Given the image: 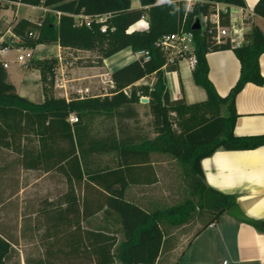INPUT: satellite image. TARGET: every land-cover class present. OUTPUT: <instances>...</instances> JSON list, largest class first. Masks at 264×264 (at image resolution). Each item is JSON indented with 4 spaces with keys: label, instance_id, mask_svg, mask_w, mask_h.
<instances>
[{
    "label": "trees",
    "instance_id": "trees-1",
    "mask_svg": "<svg viewBox=\"0 0 264 264\" xmlns=\"http://www.w3.org/2000/svg\"><path fill=\"white\" fill-rule=\"evenodd\" d=\"M214 1L245 7V0H207L186 13L182 0H174L171 5L140 0L137 7L132 6V0H0L13 8L14 3H23L53 11L36 20L23 17L11 21L17 48L58 45L98 51L102 59L127 48L150 54L149 60L136 58L113 70L114 88L110 94L70 99L56 97L52 92L58 58H38L33 65L41 73L45 92L42 102L18 94L0 62V146L19 154V164L25 169L55 170L66 178L69 191L64 208L53 217V235L57 239L65 235L57 251L69 259V264H84L83 260L91 264H157L169 227L185 224L195 208L203 226H207L237 204L233 196L225 195L228 205L217 203L212 209H205L203 193L210 187L205 182L201 161L218 149L249 150L264 145V133L234 132L237 94L248 82H264L259 65V57L264 53V20L260 18L264 17V0L256 6L252 28L245 33L240 46L230 40L218 44L205 32H195L196 64L192 74L194 83L206 92L204 101L189 104L184 99H170L165 75L179 67L163 68L166 60L156 44L166 34L190 30L193 20L209 13ZM80 14H109L103 22L108 26L106 32L101 31L102 22L77 25L75 15ZM143 16L148 27L128 32ZM224 49L235 52L240 75L229 94L220 96L209 79L206 55ZM150 76L155 78L152 85L138 84ZM128 86L130 96L123 92ZM141 96H147L148 103H140ZM138 105L149 108L154 136L132 132L131 123L139 117ZM72 114L77 117L74 123L69 121ZM99 117L108 123L102 132L94 127ZM23 139L31 144L23 145ZM151 153L169 154L181 163L192 177L193 193L202 199L198 206L185 199L147 208L125 197L130 184L152 183L144 173ZM108 154L117 156L116 166L101 164L100 159ZM82 186L85 193L79 197L76 189ZM100 212L117 215L121 237L83 226L85 220ZM11 251L10 238L0 232V264H8Z\"/></svg>",
    "mask_w": 264,
    "mask_h": 264
},
{
    "label": "crops",
    "instance_id": "crops-1",
    "mask_svg": "<svg viewBox=\"0 0 264 264\" xmlns=\"http://www.w3.org/2000/svg\"><path fill=\"white\" fill-rule=\"evenodd\" d=\"M259 1L245 0L243 11L240 8L234 10V15L239 22L243 17L250 16L249 20L245 21L247 32L252 28V19ZM14 5V14L8 22V26L2 30L0 29V32H4V34H0V38H13L12 43H14V47L8 53L0 55V62L7 63L8 81L15 86L18 94L27 97L31 101L42 102L45 97V92L41 81V73L33 65V62L38 58L51 57L49 54L53 53V48L57 49L56 56L61 50H65L66 48L58 45H38L34 49L22 47V50L32 52L31 59L25 63L19 59L10 61L8 55L13 50H18L15 47L18 40L12 37L10 23L14 19L18 20L23 18L18 15L19 6L27 4L14 3ZM9 6V4L0 2L1 25L4 24L5 16L1 12L8 10ZM137 6L139 5L137 4ZM32 7L41 9L43 11L42 15L47 10L44 7ZM260 18L264 20V17L260 16ZM122 51L107 59H103L104 66L102 68L106 69L107 66L111 65L110 73H112L113 70L137 58L135 55L133 58L126 57L124 61H121L119 56ZM124 51H127L129 54L135 53L129 48ZM46 52H48L47 55H45ZM206 58L209 65L210 81L220 96L228 95L240 75V61L238 57L232 49H224L208 52ZM15 62L18 64H15ZM259 65L264 77V53L259 57ZM192 72L193 68L188 61L181 62L177 71L166 72L165 76L170 99H184L189 104L206 100V92L194 83ZM83 73L88 78L90 77L89 79H95L88 71ZM16 75L19 78L20 92L18 91V85L13 80ZM66 80L67 96L70 99L69 89L77 86L71 82L72 79ZM84 87L88 86L80 85L75 89ZM52 92L53 94L55 92L59 93L58 96L54 94L56 97H65L64 90L57 87L55 89L53 88ZM235 108L238 116L235 122L234 132L237 135L263 134L264 82L262 84L253 82L246 83L236 96ZM140 117L139 112L137 121ZM28 143L30 144L31 141L22 140L23 145ZM32 143L35 144V140ZM18 156L20 157L19 154ZM117 159V156L114 155V166L117 165ZM166 163L167 160L164 158V154L151 153L150 162L144 167V173H146L149 180H152V183L130 184L126 190L125 197L128 200L142 205L139 203L140 200H154L156 196L162 199L164 195L167 196L169 191L164 190L162 187L159 188L162 183L160 167L163 168L164 165H167ZM201 167L205 182L210 188L224 195L233 196L236 199V203L248 216L264 221V145L249 150L218 149L212 155L201 161ZM43 172L46 174L57 173L55 170ZM157 189L161 191L159 195H157L158 193L156 194ZM82 191L85 193L83 186ZM227 212L221 214L218 221L207 226L201 225L202 220L200 218L195 226L187 227V225H184L180 228L181 231L172 233L167 231L163 250L157 260V264H224V262L226 264H264V230L252 224L234 219ZM104 217L107 222H110L113 218L119 224L116 214L112 216L104 214ZM196 226L200 227L197 231H194ZM84 227L86 228V226ZM190 230H193V233L187 239L186 243L183 244L184 237Z\"/></svg>",
    "mask_w": 264,
    "mask_h": 264
},
{
    "label": "rangeland",
    "instance_id": "rangeland-1",
    "mask_svg": "<svg viewBox=\"0 0 264 264\" xmlns=\"http://www.w3.org/2000/svg\"><path fill=\"white\" fill-rule=\"evenodd\" d=\"M137 1L132 0V5L137 6ZM47 9V8H46ZM42 10L29 5H20L18 15L30 19H36L42 15ZM53 12L47 9L44 14ZM4 14V24L0 29H4L8 26V22L11 20L14 14V8L10 5L8 10L2 11ZM4 34V32H0ZM12 38L6 37L5 42L9 45L12 43ZM22 48V47H21ZM45 48V47H44ZM48 49V47H47ZM125 50V49H124ZM122 51L119 58L124 61L126 57L133 58L134 54H129L127 51ZM27 50H13L9 55L10 61H16L19 56L24 55ZM53 57L57 54V49H52ZM46 52L45 55H47ZM64 72L66 73V79H72V83L77 87L80 85L88 86L91 88L89 96H105L106 93L110 94L111 90V65L104 66L103 59L100 57L98 51L65 49L60 52ZM185 60L182 61L184 63ZM15 64H18L15 62ZM57 68H60V61H58ZM89 72L95 79H89L85 73ZM56 73V72H55ZM60 73V72H59ZM55 76V74H54ZM18 85V91H21L19 85V78H13ZM155 82V78L150 76L138 84L152 85ZM71 84V83H68ZM55 77L53 87L55 89ZM75 87V88H77ZM74 87L70 88L69 97H75L76 90ZM58 91V90H57ZM56 96L58 92L54 93ZM147 96H145L146 98ZM147 99H149L147 97ZM142 103V100H140ZM144 103H148L144 102ZM140 118L138 121H132V132H138L140 134H147L154 136L152 127V115L148 107L139 105ZM108 125L103 118H97L94 122V127L99 132L104 131V128ZM32 140V139H31ZM34 140H32L33 142ZM31 144V143H30ZM164 158L167 160V165L163 168L160 166V174L162 183L159 188L169 191V194L162 199L156 196L154 200H138L143 206L147 208L162 207L172 204H177L185 199H191L195 205H199L202 202L200 195L194 192L193 180L190 175L185 171V168L181 163L174 159L169 154H164ZM19 156L11 149L0 146V232L6 237L10 238L12 242V251L7 259L8 264H69V259H66L63 254L58 253L57 249L60 245H63L62 237L53 235L54 225L53 217L57 210L64 208L66 202V194L69 191V185L66 178L60 173H48L46 174L40 170H28L23 168L19 164ZM101 164H110L114 166V155H104L101 159ZM161 191L157 189L156 194L159 195ZM76 194L79 197L83 196L82 188L77 187ZM195 208L190 215L187 222L178 227H167L169 233L181 231L182 226L187 225L195 226L199 222V214ZM51 218V219H50ZM86 228L92 229H104L106 231L119 234L120 224L115 219H111L107 222L104 217V213L100 212L91 219L83 222ZM203 225V222L202 224ZM186 227V228H187ZM200 226H196L194 231H197ZM61 230V229H60ZM67 232V230H66ZM65 233V232H64ZM193 230L184 237L183 244L192 235ZM67 249V247H64ZM81 263V262H80ZM84 264H91L87 260H83Z\"/></svg>",
    "mask_w": 264,
    "mask_h": 264
},
{
    "label": "built area",
    "instance_id": "built-area-1",
    "mask_svg": "<svg viewBox=\"0 0 264 264\" xmlns=\"http://www.w3.org/2000/svg\"><path fill=\"white\" fill-rule=\"evenodd\" d=\"M138 5H140V0H136ZM186 3V13L193 12L195 6L201 2H207V0H193L191 8L189 9L187 7V0H182ZM156 3H158V0H156ZM240 8L241 11H243V7L235 6L232 4H229L224 1H214L212 2L211 11L209 13H202L198 17H196L193 22L198 18L200 20L201 28L199 31H193V30H179L173 33L166 34L162 36L157 41V46L162 51L164 57H165V64L163 68H166L170 65H180V63L185 60L188 61L190 66L194 68L196 64V55H195V43H196V35L195 32H205L207 35H209L214 42L220 44L227 40H230L235 46H240L245 41V33L247 32L245 21L249 20L250 16H247L246 18L240 19V22L237 20L236 16L234 15V10ZM59 15L60 12H57ZM109 14H98V15H75L76 18V24L77 25H87L90 26L93 21L96 22H105V20L108 18ZM243 16V12H242ZM226 20V23L224 21ZM142 23V24H138ZM137 25L136 28L133 30H130L132 26ZM129 29L128 32H132L134 30L138 29H146L148 27V23L146 21V17L143 16L141 20L133 24ZM108 26L106 23H103L101 25V31L106 32ZM5 42V39L3 37L0 38V55L8 53L12 46L9 44H3ZM23 48H18L19 50H22ZM137 58H143V60H149L150 54L146 50L138 51L135 53ZM32 57V52L28 51L24 55L19 56V60L23 63L27 62ZM58 58V61H60V68H56L55 70V86L59 89L64 90L65 98L68 99L67 96V84H66V73L63 70V67L61 66L62 58L60 53L56 56ZM4 68L7 67V63H2ZM60 72V73H59ZM142 81V80H141ZM111 87L114 88V83L112 80ZM124 94L127 96H130L131 93V86H128L123 89ZM90 88L84 87V88H78L76 89V97L84 98L86 96H89ZM105 95H108L106 93ZM142 98H145V96H141L140 100ZM147 98V97H146ZM70 123H74L77 121V117L72 114L69 117ZM226 264V262H224Z\"/></svg>",
    "mask_w": 264,
    "mask_h": 264
},
{
    "label": "water",
    "instance_id": "water-1",
    "mask_svg": "<svg viewBox=\"0 0 264 264\" xmlns=\"http://www.w3.org/2000/svg\"><path fill=\"white\" fill-rule=\"evenodd\" d=\"M201 28L200 20L197 18L193 25L191 26V30L193 31H199ZM142 102H147V98H142ZM203 202L205 209H212L215 204L222 203L225 205L229 204V199L221 192L215 191L212 188H207L203 193ZM228 215L234 219H237L242 222H246L249 224H252L258 228L264 229V221L252 218L248 216L242 208L235 204L228 210Z\"/></svg>",
    "mask_w": 264,
    "mask_h": 264
},
{
    "label": "clouds",
    "instance_id": "clouds-1",
    "mask_svg": "<svg viewBox=\"0 0 264 264\" xmlns=\"http://www.w3.org/2000/svg\"><path fill=\"white\" fill-rule=\"evenodd\" d=\"M193 0H187V7L190 9L192 5ZM159 4H173L174 0H158Z\"/></svg>",
    "mask_w": 264,
    "mask_h": 264
},
{
    "label": "bare ground",
    "instance_id": "bare-ground-1",
    "mask_svg": "<svg viewBox=\"0 0 264 264\" xmlns=\"http://www.w3.org/2000/svg\"><path fill=\"white\" fill-rule=\"evenodd\" d=\"M138 24H142V23H138ZM136 26L137 25L132 26L130 30H133L134 28H136Z\"/></svg>",
    "mask_w": 264,
    "mask_h": 264
}]
</instances>
